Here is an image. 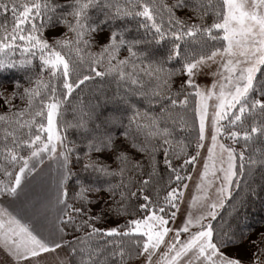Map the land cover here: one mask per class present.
I'll list each match as a JSON object with an SVG mask.
<instances>
[{
    "label": "snow or ice",
    "instance_id": "6c2138e0",
    "mask_svg": "<svg viewBox=\"0 0 264 264\" xmlns=\"http://www.w3.org/2000/svg\"><path fill=\"white\" fill-rule=\"evenodd\" d=\"M11 71L0 248L14 264L63 248L75 264H244L231 250L245 241L264 264V231L249 240L220 215L264 171V0H0V73ZM96 78L117 84L114 111L73 103Z\"/></svg>",
    "mask_w": 264,
    "mask_h": 264
},
{
    "label": "trees",
    "instance_id": "16d2710c",
    "mask_svg": "<svg viewBox=\"0 0 264 264\" xmlns=\"http://www.w3.org/2000/svg\"><path fill=\"white\" fill-rule=\"evenodd\" d=\"M58 2L64 3L65 0H58ZM168 2L171 3L172 0H168ZM178 15H180L181 17H185L186 15H190V13H186L182 11V12H178ZM207 20L210 21L211 16H209ZM118 23L120 22L118 21ZM130 26L133 28V31L129 33L130 36L139 35L141 37H144L143 30L137 33L135 31V24L131 23ZM58 28L63 29L62 27H58ZM104 34L108 35V33H104ZM144 38L151 39L150 36ZM98 41L104 42L103 40L100 39H98ZM152 46L159 48L161 52L165 50L164 45H155L153 43ZM94 51H98V48L94 49ZM123 55H126V52H123L122 56ZM19 76L20 74L15 71L0 73V81H9V83L5 85V88L0 89V91L6 90L8 92H11L13 85L10 83V81ZM180 79H181L180 77H177V82ZM8 87H10V89ZM116 91H117V84L114 81H112L111 78H106L103 80H101L100 78H96L94 81L89 82V87L85 88L84 91L80 94V96L77 97L75 101H73V103L83 105L86 111L99 104L100 107L96 109L97 111L102 110L105 113L112 112L114 111L112 101L115 98ZM76 118H77V114L73 112L71 107H69L65 119L68 121H74ZM121 131L122 129L113 128L114 134L118 136ZM68 135L71 139L77 138V133L74 129L70 130ZM182 135L183 133H181L177 128L176 131L177 138H180ZM116 142L117 144L125 148L128 151V153L134 156L137 160L143 159L140 153H136L134 149H131L126 143H124L122 136H119V139ZM255 147H261V145L257 144L255 145ZM237 148L239 149V146H237ZM81 152H83V149H81ZM157 159L160 160L161 162L160 169L161 172H163L164 166H163L162 154L158 156ZM108 162L111 163L112 161L109 160ZM81 164H76L74 161L73 170L79 171ZM245 182L249 185V189H255L254 193L250 192L247 199L242 204V206L238 205L236 211H232L230 208L226 206L225 209H222L220 212V215L224 217V227L228 228L230 226L232 229L236 230L237 232L246 228L251 229L252 230L251 232H253L256 229H259L260 227H264V171L257 168L254 174L252 175V177L248 178ZM109 222L114 226L116 225V223H118L115 220H111ZM119 223H122V221H119ZM106 226L107 225H101V227H106ZM67 239L71 240L74 239V237L70 235L67 237ZM68 261L69 264H75V260L71 256V254L68 255Z\"/></svg>",
    "mask_w": 264,
    "mask_h": 264
},
{
    "label": "rangeland",
    "instance_id": "374dc122",
    "mask_svg": "<svg viewBox=\"0 0 264 264\" xmlns=\"http://www.w3.org/2000/svg\"><path fill=\"white\" fill-rule=\"evenodd\" d=\"M63 31H64L63 29L57 28L51 34L60 35ZM106 37H107L106 34L100 33L97 39L104 41ZM200 83L202 84L210 83V78H201ZM8 88L10 89V87ZM0 111L2 112L3 109L0 108ZM191 189H192V184L190 183L189 192H186V201L187 199L190 198L189 193ZM181 212L183 214L184 206H182ZM111 226H114V225L109 222L106 227H111ZM261 231H264V227H260L259 229H256L255 231L251 232L249 236V240L255 239L257 234ZM231 252L233 255L238 256L244 262V264H251L253 250L249 248L248 241H245L239 247L232 249ZM57 254L59 255L61 259H65L68 261V255L70 254L69 250L67 248H63V249H58L56 253L42 254V257L40 258L41 264H58ZM0 264H14V261L12 260V258L8 256V254L2 248H0ZM68 264H69V261H68ZM131 264H141V261L134 260L131 262Z\"/></svg>",
    "mask_w": 264,
    "mask_h": 264
}]
</instances>
